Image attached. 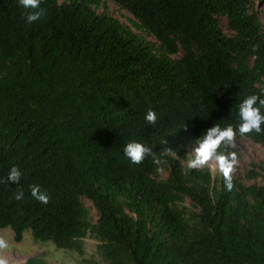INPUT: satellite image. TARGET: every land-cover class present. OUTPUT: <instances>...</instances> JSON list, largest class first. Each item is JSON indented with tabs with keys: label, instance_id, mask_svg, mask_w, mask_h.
Here are the masks:
<instances>
[{
	"label": "trees",
	"instance_id": "trees-1",
	"mask_svg": "<svg viewBox=\"0 0 264 264\" xmlns=\"http://www.w3.org/2000/svg\"><path fill=\"white\" fill-rule=\"evenodd\" d=\"M252 3L0 0V230L82 264H264V187L213 176L187 152L213 129L211 139L231 129L264 152V123L241 131L247 98L264 116V24ZM227 140L210 150L226 163Z\"/></svg>",
	"mask_w": 264,
	"mask_h": 264
},
{
	"label": "rangeland",
	"instance_id": "rangeland-1",
	"mask_svg": "<svg viewBox=\"0 0 264 264\" xmlns=\"http://www.w3.org/2000/svg\"><path fill=\"white\" fill-rule=\"evenodd\" d=\"M107 7L111 15L117 21L126 27H130L128 21L132 17L128 13L118 10L111 2H107ZM252 7L257 11L264 24V3H259V0H253ZM100 12L101 10L98 13ZM219 26L225 35L230 36V31L227 28L225 20H220ZM149 41L154 42L155 40L150 38ZM227 143L230 148L235 151L231 153L230 162L228 163L221 160L211 151L205 156L202 149H198L194 146L188 145L187 152L195 159L196 164H203L209 167L213 176H216L220 172H227L232 178L247 186L258 185L264 187V176L258 170L260 166H264V152L262 148L243 138L231 137V139L227 140ZM251 172L259 174V176L247 179V176ZM159 177L165 178L166 171L161 170ZM83 202L95 221V211L92 204L85 199ZM189 208L191 209V207ZM13 238L14 236L10 229L0 230V262H2V264H23L31 258L39 257L44 258L50 264H82L81 258L75 253L57 249L50 242L43 244L35 243L32 240L30 232H25L23 234L20 243H16ZM84 244L86 250V256L84 258L86 260H91L93 258L92 255H95L96 244L90 239L86 240ZM96 262L97 264H101L98 259H96Z\"/></svg>",
	"mask_w": 264,
	"mask_h": 264
},
{
	"label": "clouds",
	"instance_id": "clouds-1",
	"mask_svg": "<svg viewBox=\"0 0 264 264\" xmlns=\"http://www.w3.org/2000/svg\"><path fill=\"white\" fill-rule=\"evenodd\" d=\"M21 4L27 8L29 6L35 8L38 6L39 0H20ZM35 16H30L29 19H35ZM257 102V98L255 96L247 98L240 109L242 119L244 123L242 124L241 131L242 132H249L252 130H255L256 132H259L261 130L260 126L262 123H264V116L260 114V111L258 108L254 107V105ZM261 105H264V100L260 101ZM149 121H154L155 116L152 113H149L146 117ZM218 129H213L212 133H210L209 139L205 142L203 145V154L207 156L211 149H214L217 144L220 142V140H223L224 138L231 139L233 132L231 129H228L222 133H220L219 139H211V136L215 135L216 132H218ZM129 155H131L136 160H139L141 157V153L143 152L142 147L139 144H132L128 146L127 149ZM19 178V173L13 169L12 173L10 175V179L17 180ZM36 190L34 189V194ZM41 200H45L46 198L41 195L39 197ZM25 263V262H24ZM2 264V262H0Z\"/></svg>",
	"mask_w": 264,
	"mask_h": 264
}]
</instances>
